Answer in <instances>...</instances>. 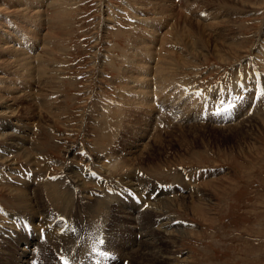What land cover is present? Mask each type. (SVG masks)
Listing matches in <instances>:
<instances>
[{"label":"rangeland","instance_id":"obj_1","mask_svg":"<svg viewBox=\"0 0 264 264\" xmlns=\"http://www.w3.org/2000/svg\"><path fill=\"white\" fill-rule=\"evenodd\" d=\"M30 1L0 0V264H264V0Z\"/></svg>","mask_w":264,"mask_h":264},{"label":"bare ground","instance_id":"obj_2","mask_svg":"<svg viewBox=\"0 0 264 264\" xmlns=\"http://www.w3.org/2000/svg\"><path fill=\"white\" fill-rule=\"evenodd\" d=\"M45 1H47V0H44V2ZM54 2V1H53ZM52 2V3H53ZM30 3L31 4H33V1L31 0L30 1ZM64 3V2H63ZM44 4V3H43ZM55 4V3H54ZM53 4V5H54ZM59 4H60V2H59ZM52 5V6H53ZM170 5V4H169ZM234 6V5H233ZM55 7H56V5H55ZM61 7V6H60ZM57 8V7H56ZM54 9V7L52 8V10ZM60 9V8H59ZM172 10H175L176 8L173 6V8H171ZM51 10V11H52ZM67 10H68V8H67ZM50 11V12H51ZM34 12H37V13H39V12H41V11H34ZM57 12H59V11H57ZM170 12H173V11H170ZM52 13H53V15L51 14L50 15V17L49 18H51V19H54L55 20V16H54V13H55V10L54 11H52ZM68 13V12H67ZM66 13V14H67ZM27 14L28 15H30L29 17V19H32V18H35L36 20H39V17H37V15H35V13H32L31 11H29L28 10V12H27ZM171 14V16L173 15V17L175 16L176 18L177 17H181L184 13L181 11V9H179L178 11H175V13H170ZM169 14V15H170ZM62 15V14H61ZM64 15H65V13H64ZM168 15V14H167ZM166 15V16H167ZM168 15V16H169ZM24 16V18L25 19H27L26 18V15L24 14L23 15ZM59 16H60V12H59ZM20 16H19V14H16V16H14L13 17V19H12V24H14V28H18V26L17 25H19V23H18V19L17 18H19ZM24 26L25 25H20V30L18 29L17 31H16V35H19V37H20V32H22V33H25V29H24ZM157 27H159V26H156V28ZM44 28H47V27H44ZM22 30V31H21ZM52 30V29H51ZM49 31V34H53L54 32H56V31ZM31 32H32V30H31ZM148 33V32H147ZM49 34H48V36L45 38L46 40H47V42L48 43H46V46H50V47H53V45H52V43H51V37H49ZM150 35H152V33H149ZM57 35V34H56ZM55 35V33H54V36H56ZM58 36V35H57ZM9 37V36H8ZM10 39H7V40H3V45L2 46H4V45H7V49H9V47L11 46V44L9 45V43L11 42L12 43V39H11V37H9ZM45 39H43V42L45 43ZM54 39H57V38H54ZM14 41V40H13ZM23 45H25V46H27L28 44H27V42L23 39ZM53 42H54V40H53ZM55 43V42H54ZM56 44V43H55ZM58 44V43H57ZM45 46V45H44ZM55 46V45H54ZM64 46V45H63ZM63 46H61L62 48H63ZM43 47V46H42ZM6 48V47H5ZM12 48V47H11ZM62 48H60V49H62ZM44 49V48H43ZM47 49V48H46ZM59 49V48H58ZM20 50V49H19ZM12 56H14L15 57V60L16 61H19V62H21V61H25V60H27V57H24V55H25V53H22L21 54V52H20V54H21V56H19V55H16V53H15V50L13 51H10L9 52ZM150 58V57H149ZM26 63V62H25ZM24 68H22V70H23ZM157 71V70H156ZM35 72H37V69H36V67H34V73ZM157 73V72H156ZM166 81V80H165ZM168 82V81H167ZM141 83V82H140ZM143 83V82H142ZM159 85V84H158ZM156 87V86H155ZM152 89V88H151ZM144 90V89H143ZM149 90V89H148ZM147 91V90H146ZM150 93H151V91H150ZM150 93H147V94H150ZM152 93H153V91H152ZM152 95V94H151ZM175 95V94H174ZM203 96V95H202ZM175 97V96H174ZM206 97H207V95H206ZM153 98H154V96H153ZM179 98V97H178ZM199 98V97H198ZM142 101H144L146 104H147V98L146 97H142ZM106 103V102H105ZM152 104V103H151ZM154 106V105H153ZM156 108V107H155ZM107 111V110H106ZM85 114V113H84ZM124 115H125V113H124ZM88 120V119H87ZM94 120V119H93ZM92 121V120H91ZM90 121V122H91ZM89 122V121H88ZM97 122V121H96ZM98 122H99V120H98ZM86 123V122H85ZM93 125V124H92ZM2 126V125H1ZM4 127V126H3ZM164 127V126H163ZM1 129H2V127H0ZM1 129H0V131H1ZM169 131V130H168ZM3 133H4V135H6V136H10V134L8 133V132H6L5 130L3 131ZM2 134H0V136H1ZM20 135V134H19ZM19 135H14V136H18L19 137ZM157 135V134H156ZM157 136H159V135H157ZM26 137H27V135H22V139H23V141H26ZM156 138V137H155ZM155 138L153 137V139L155 140ZM157 139H158V137H157ZM20 141V140H19ZM159 142V141H158ZM26 144L27 143H25V146H23L24 147V149H23V151H24V153L26 154V155H30L29 153L30 152H28L27 151V149H26ZM145 145V144H144ZM17 146V145H16ZM22 146V145H21ZM18 148V147H17ZM69 148V147H68ZM33 150V149H32ZM32 150H30V151H32ZM137 152V151H136ZM105 154V153H104ZM32 155V154H31ZM33 156V155H32ZM35 156V155H34ZM110 156V155H109ZM29 157V156H28ZM72 157H74V159H77V158H79L78 156H76V154L74 153L73 155H72ZM34 158V157H33ZM73 159V158H72ZM148 160V159H147ZM146 160V161H147ZM7 161V160H6ZM77 161V160H76ZM75 161V162H76ZM133 161V160H132ZM138 161V160H137ZM139 162V161H138ZM148 163V162H147ZM149 164V163H148ZM41 171H43V170H41ZM45 171V170H44ZM70 171H71V176H70V179H68L69 181V183H68V185H65L64 184V182L63 181H58L57 183H53V184H51V183H44L45 181L42 179L41 180V182L40 183H42V185H43V183L44 184H46L48 187H49V190L50 191H55V192H57V191H62V189H61V186L63 187V185H64V189H63V191H65V193L67 192V195L69 194V195H71V196H73L74 195V190H77L79 187H80V185L79 184H77L75 181V179H77L78 178V175H76L74 172H72L73 171V169H70ZM70 174V173H69ZM65 176V175H64ZM80 176V175H79ZM1 178V177H0ZM8 178V177H7ZM25 178V177H24ZM73 178V180H71ZM26 179H27V177H26ZM41 179V178H40ZM64 179H66L65 177H64ZM177 179V178H176ZM80 180V179H79ZM21 181V180H20ZM19 181V182H20ZM61 182H63V183H61ZM21 184V183H20ZM23 184H25V183H23ZM27 184V183H26ZM76 184V185H75ZM85 183H82L81 185H84ZM132 185H134V188H132L133 190H140L141 189V185H140V183L138 182V183H132ZM21 187H18V188H14V187H10L11 189H10V191H11V193H13V196H14V200L15 201H17L18 203V207H23V208H25L27 211V213H26V216H27V218H29L28 219V221H30V219L31 218H33L32 217V214H34L35 212H37V211H39V209H40V205H38L37 204V202H35L34 203V201L35 200H33V198H38V194H37V192H36V190H34L32 193H33V198L31 197V194L27 191L28 189L27 188H25V187H23L22 185H20ZM44 186V185H43ZM41 188V187H40ZM46 189H47V187H46ZM79 190V189H78ZM128 190V189H127ZM60 193V192H59ZM59 195V194H58ZM43 197V196H42ZM157 198V197H156ZM170 198V197H169ZM158 199V198H157ZM159 200V199H158ZM169 200V199H168ZM191 200V199H190ZM177 202V201H176ZM81 202H76V204L79 206V204H80ZM178 203H179V201H178ZM86 204V203H85ZM98 204H99V202L98 201H96V207L98 206ZM163 204V203H162ZM161 204V205H162ZM87 205H90V204H87ZM115 205V204H114ZM156 205H157V203H156ZM160 205V206H161ZM91 206H93V204L91 205ZM165 206V205H164ZM48 207V206H47ZM88 207V206H87ZM75 208V207H74ZM86 208V207H85ZM19 209V208H18ZM36 209V210H35ZM69 209V208H68ZM83 209V208H82ZM20 210V209H19ZM47 210H48V208H47ZM75 210V209H74ZM86 210V209H85ZM21 211V210H20ZM88 211V210H87ZM87 211H85V212H87ZM89 213V212H88ZM105 214V213H104ZM108 214V213H107ZM107 214H105V215H107ZM31 215V216H30ZM76 215V214H75ZM40 217H41V214L39 215ZM66 217V216H65ZM85 217H86V215H85ZM103 217H106V216H103ZM102 217V218H103ZM27 218H24V220L26 219L27 220ZM20 219V218H19ZM79 219H80V217H79ZM82 219V218H81ZM80 219V220H81ZM83 220V219H82ZM101 220V219H100ZM108 220V219H107ZM22 221L23 220H19V223H22ZM73 221V220H72ZM76 221V220H75ZM86 221V220H85ZM7 222V223H6ZM4 224L6 225V224H9V223H13V221H10V222H8V221H6ZM87 222V221H86ZM102 222H104V221H102ZM174 222H176V223H174ZM70 223V222H69ZM81 223V222H80ZM169 223L170 222H168L167 220H166V222H161V224H160V227H164V226H168V228H170V226H175V225H177V221H173V222H171L170 224L171 225H169ZM2 224V223H1ZM16 224V223H15ZM23 224V223H22ZM84 224V223H83ZM92 224V223H91ZM90 224V225H91ZM104 224V223H103ZM164 225V226H163ZM16 226H17V224H16ZM84 226V225H83ZM93 226H94V224H93ZM99 226V225H98ZM98 226H97V228H98ZM103 226V225H102ZM17 227H19V226H17ZM84 227H86V226H84ZM148 227V226H147ZM1 228L2 229H4L5 227L4 226H1ZM9 228H16L15 226L14 227H9ZM78 228V227H77ZM94 228V227H93ZM117 228V227H116ZM166 229H167V227H165ZM24 229V228H23ZM83 229V228H82ZM85 229V228H84ZM93 230V229H92ZM99 231H100V229H99ZM177 231V230H176ZM5 232H9V231H7V230H5ZM98 232V231H97ZM167 232V231H166ZM177 232H180V231H177ZM182 232H183V230H182ZM52 233V232H51ZM168 233H169V235L171 236V230L169 229L168 230ZM184 233H185V231H184ZM103 234H105V233H103ZM139 234V238L141 239V241H139L138 243H136V239L134 238V242H135V246L137 247V245H141V244H143V248H140V249H137V251H135V252H133V250H129L130 252L127 254L128 255V258H130V263H133V261H132V257H133V259H134V261L135 260H137V259H141L143 256H145V255H152V254H156L158 251H156V252H153V251H151V250H149V249H154L155 247L157 248V245H156V241L154 242V240H159L158 238L156 239L155 238V236H154V231L150 228V229H147V230H140V229H138V230H136L135 232H133V235H138ZM165 234V233H164ZM97 235V234H96ZM78 237V236H77ZM22 239H23V237H21ZM152 239V243H150L149 241H147V239ZM70 240V239H69ZM23 241H25V243H23ZM17 244H18V246H20V245H25V246H27L28 245V241H26V240H19V242L18 241H15ZM70 242H72V240L70 241ZM132 242V240L129 242V245H130V243ZM149 242V243H148ZM67 243V242H66ZM150 244V245H149ZM75 245V244H74ZM74 245H73V249H74ZM149 245V247H147ZM145 246V247H144ZM76 247H78V246H76ZM69 248V247H68ZM71 248H72V246H71ZM65 249V248H64ZM21 252H20V254L21 255H25V253H26V251L27 250H24V248L22 247L21 249ZM69 250V249H68ZM89 250V249H88ZM87 250V251H88ZM61 251V250H60ZM63 252H64V255L66 254L65 253V251L63 250ZM66 252H69V251H67L66 250ZM79 253H81V252H79ZM28 254V253H27ZM27 254H26V256H27ZM125 254V253H124ZM123 254V255H124ZM125 254V255H126ZM68 255V254H67ZM66 255V256H67ZM81 255V254H80ZM126 255V256H127ZM82 256V255H81ZM66 258V257H65ZM127 258V259H128ZM69 262V261H68Z\"/></svg>","mask_w":264,"mask_h":264}]
</instances>
